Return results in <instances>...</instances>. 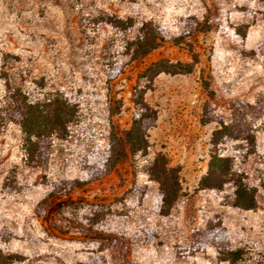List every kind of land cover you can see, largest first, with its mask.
Masks as SVG:
<instances>
[{
	"label": "rangeland",
	"instance_id": "1",
	"mask_svg": "<svg viewBox=\"0 0 264 264\" xmlns=\"http://www.w3.org/2000/svg\"><path fill=\"white\" fill-rule=\"evenodd\" d=\"M142 20L167 41L130 61L126 42ZM157 60L194 66L153 78L147 153L97 177L110 131L130 124L132 85ZM5 82L31 96L59 92L76 113L43 166L28 163L18 125L0 114V264H264V0H0V113ZM205 103L223 124L249 129L220 151L255 188L253 208L234 204L229 182L196 189L218 126L200 121ZM157 151L180 166L182 193L166 211L146 169ZM70 180L80 186L56 194ZM210 226L234 259L210 245L183 251Z\"/></svg>",
	"mask_w": 264,
	"mask_h": 264
},
{
	"label": "trees",
	"instance_id": "2",
	"mask_svg": "<svg viewBox=\"0 0 264 264\" xmlns=\"http://www.w3.org/2000/svg\"><path fill=\"white\" fill-rule=\"evenodd\" d=\"M115 25L127 31L133 26L128 18H116ZM135 34L126 42V53L130 61L139 60L167 41L164 28L152 20H142L135 27ZM178 43V39L173 40ZM196 62V60H194ZM193 62L167 63L157 60L148 64L144 70L145 84L136 79L130 90V101L133 116L130 124L124 129H113L109 133L107 146L108 154L101 163L97 177L109 173L117 164L127 161L137 153H147L150 146L148 130L155 125L157 109L144 98L147 89L151 87L153 78L160 72L190 73ZM115 75V74H114ZM6 94L1 106V117L18 125L22 134V146L26 160L31 166L46 164L51 151V137L53 134L63 135L66 126L76 113V106L59 92H49L38 96H31L20 84L5 82ZM207 90V86L203 87ZM207 105H203L202 123L216 121L218 126L211 132L212 149L209 151L207 170L197 182L198 190H223L226 182L230 183V191L234 197V204L244 209L255 206V188L248 184L240 175L232 171L231 158L222 154L221 147L233 138L249 140L252 136L248 127L242 122L223 124L206 112ZM146 169L158 184V197L164 211L168 210L182 193L180 166L170 165L166 154L157 151L147 162ZM97 168H92V171ZM55 186L56 194L69 192L79 187L77 180H70ZM213 246L219 253L235 258L237 250L219 230L207 227L197 234L189 246L182 249L186 254L193 253L204 246Z\"/></svg>",
	"mask_w": 264,
	"mask_h": 264
}]
</instances>
